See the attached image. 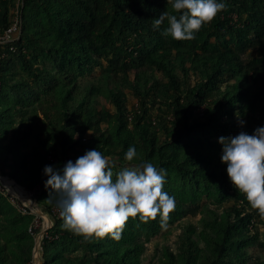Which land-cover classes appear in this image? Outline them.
Returning a JSON list of instances; mask_svg holds the SVG:
<instances>
[{"label": "trees", "instance_id": "trees-1", "mask_svg": "<svg viewBox=\"0 0 264 264\" xmlns=\"http://www.w3.org/2000/svg\"><path fill=\"white\" fill-rule=\"evenodd\" d=\"M226 4L177 41L152 26L172 12L167 0H0V36L22 27L0 43V176L52 220L44 264H155L145 243L176 224L183 233L159 264H264L250 252L264 253V217L233 187L218 142L264 127V0ZM92 149L114 180L132 164L166 169L174 209L129 218L119 240L64 229L43 169ZM5 195L0 183V264H33L41 219Z\"/></svg>", "mask_w": 264, "mask_h": 264}, {"label": "clouds", "instance_id": "clouds-1", "mask_svg": "<svg viewBox=\"0 0 264 264\" xmlns=\"http://www.w3.org/2000/svg\"><path fill=\"white\" fill-rule=\"evenodd\" d=\"M167 5L172 12L161 13L152 26L177 41L194 40L202 26L227 7L226 0H167ZM218 142L233 187L264 217V127L252 135L242 131L220 137ZM136 156L135 147L130 146L125 159L133 161ZM43 173L50 197L59 198L62 227L85 241L105 236L119 240L129 218L146 221L159 215L163 219L175 207V198L162 190L166 169L150 161L123 167L114 180L107 157L92 149L63 168L46 165Z\"/></svg>", "mask_w": 264, "mask_h": 264}, {"label": "rangeland", "instance_id": "rangeland-1", "mask_svg": "<svg viewBox=\"0 0 264 264\" xmlns=\"http://www.w3.org/2000/svg\"><path fill=\"white\" fill-rule=\"evenodd\" d=\"M102 101H103V105H105L106 102L104 100H102ZM2 187H3L6 195L10 196L13 199L11 201V203L13 202L14 206H17V201H18L20 203V206H19L20 210L24 211V208H27L30 210V207L24 201L25 199L21 200V199L17 198V195L14 194L10 190L8 191L6 189V186H4V184H2ZM1 191H3V190H1ZM14 191H17V190H14ZM17 192H19V191H17ZM10 193L12 195H14V196L16 195V196L14 197ZM29 195L31 196V198H32V200H33V202L37 208L36 203H38V202H36L37 200L34 198V193L29 192ZM40 210L42 211L45 219H49L52 222L49 215L46 214L45 210L43 208H41ZM34 211L39 212L38 208H37V210H34ZM54 211L57 214L60 213L59 207H56L54 209ZM32 214H34V213H32ZM39 218L41 219V221L39 220L37 223L38 224L37 226L39 227V229L42 230L44 227H48V224L50 226H53V222L49 223V222H47V220H45L41 217H39ZM163 233H165V234L163 236H161L159 239L158 238H152L149 242L145 243V251H144L143 258L146 257L145 259H149V261H153L155 264H159L158 260L160 258H162L163 254H164V249L166 247L171 248V251H174L176 243L179 240V235L183 233V227L177 226V224H176V225H174V228H167ZM41 238H42V236L39 239L41 240ZM250 252L255 254L256 259H259L260 261H264V253L259 252L256 246L250 248ZM38 261H39V259L37 258L35 264H39ZM253 264H255V262Z\"/></svg>", "mask_w": 264, "mask_h": 264}, {"label": "water", "instance_id": "water-1", "mask_svg": "<svg viewBox=\"0 0 264 264\" xmlns=\"http://www.w3.org/2000/svg\"><path fill=\"white\" fill-rule=\"evenodd\" d=\"M21 34H22V27H21V29H20L19 36H20ZM6 179L9 180V181L14 182V184L17 185L15 181H13V180H11V179H9V178H4V177H1V176H0V183H1V185L4 184V182H5L4 180H6ZM17 186H19V185H17ZM19 187L22 188V189H24L26 192L29 193V191H27L25 188H23V187H21V186H19ZM36 202H37V201H36ZM36 204H37V208H38L39 212H38V211H34V210H32L31 208H30V211H31L32 213H34L35 215H37V216H39V217L45 219V217H44L42 211L40 210V207H39L38 203H36ZM45 220H47V222H49V223H52L49 219H45ZM51 227H52V226H50V225L48 224V227H44V228L38 233V235L35 237V248H34V254H33V263H34V264H35L37 258H39V263H40V264H44V256H43V252H42V240L44 239V237H45L47 231H48ZM41 236H42V238H41V240H40L39 238H40Z\"/></svg>", "mask_w": 264, "mask_h": 264}, {"label": "built area", "instance_id": "built-area-1", "mask_svg": "<svg viewBox=\"0 0 264 264\" xmlns=\"http://www.w3.org/2000/svg\"><path fill=\"white\" fill-rule=\"evenodd\" d=\"M25 0H19V4H23ZM20 29H21V25H20V21L17 19L15 21V23L13 24V26L7 30V32L3 35V36H0V43H12L15 41V35L16 34H19L20 32ZM38 224H36L37 226ZM31 231V230H30ZM38 234L35 235V237L37 236ZM43 241V240H42Z\"/></svg>", "mask_w": 264, "mask_h": 264}, {"label": "bare ground", "instance_id": "bare-ground-1", "mask_svg": "<svg viewBox=\"0 0 264 264\" xmlns=\"http://www.w3.org/2000/svg\"><path fill=\"white\" fill-rule=\"evenodd\" d=\"M5 182H4V186H6V189L9 191H12L14 194H16L17 195V198H19V199H21V200H24L25 201V203L30 207V208H32L33 210H37V208H36V206H35V204L33 203V202H31V201H29V200H27L26 198H24L22 195H21V193H19V192H17V191H14V190H16L12 185H11V183H10V181L9 180H4ZM11 194V193H10ZM12 195V194H11ZM15 195V196H16ZM12 196H14V195H12ZM14 196V197H15ZM27 200V201H26ZM39 259V258H38Z\"/></svg>", "mask_w": 264, "mask_h": 264}, {"label": "crops", "instance_id": "crops-1", "mask_svg": "<svg viewBox=\"0 0 264 264\" xmlns=\"http://www.w3.org/2000/svg\"><path fill=\"white\" fill-rule=\"evenodd\" d=\"M38 263H39V261H38ZM34 264V263H33ZM40 264V263H39Z\"/></svg>", "mask_w": 264, "mask_h": 264}]
</instances>
